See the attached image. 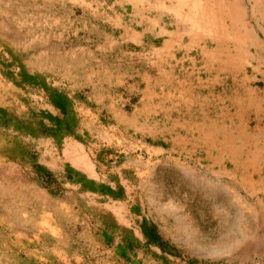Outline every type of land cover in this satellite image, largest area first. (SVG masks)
I'll return each instance as SVG.
<instances>
[{
	"label": "rangeland",
	"instance_id": "1",
	"mask_svg": "<svg viewBox=\"0 0 264 264\" xmlns=\"http://www.w3.org/2000/svg\"><path fill=\"white\" fill-rule=\"evenodd\" d=\"M121 1L0 0V264H264V194L245 193L205 156L117 123L137 106L139 79L119 80L126 92L113 75L142 68L141 52L121 46L110 26L115 14L134 13ZM238 1L216 3V29L225 25L235 44L250 34L264 60V0ZM194 9L186 21L200 29L205 13ZM60 94L80 118L78 139L35 131L57 125ZM31 156L63 182L61 193L36 181ZM69 169L123 196L65 180ZM144 219L179 256L146 247Z\"/></svg>",
	"mask_w": 264,
	"mask_h": 264
},
{
	"label": "crops",
	"instance_id": "2",
	"mask_svg": "<svg viewBox=\"0 0 264 264\" xmlns=\"http://www.w3.org/2000/svg\"><path fill=\"white\" fill-rule=\"evenodd\" d=\"M124 1L136 7L134 13L115 14L116 24L110 21V26L121 46H131L132 54L141 52L137 64L142 68L113 75L126 92L130 84L118 81L139 79L137 106L119 111L117 123L146 131L148 139H161L172 148L177 145L186 155L205 156L199 159L240 181L245 193L264 194V60L252 53L250 34L235 44L228 28L224 25L220 33L214 21L216 3L234 8L239 1ZM67 2L79 7L90 0ZM189 5L195 6L190 13H205L195 24L200 29L186 21L192 18ZM134 64L121 61L117 66L124 71Z\"/></svg>",
	"mask_w": 264,
	"mask_h": 264
},
{
	"label": "trees",
	"instance_id": "3",
	"mask_svg": "<svg viewBox=\"0 0 264 264\" xmlns=\"http://www.w3.org/2000/svg\"><path fill=\"white\" fill-rule=\"evenodd\" d=\"M55 105L61 113L58 116H52L51 119L55 121L57 125L51 126L47 124H42L39 130H35L38 131L37 135L56 136L61 140L67 136L75 137L78 139L80 137V134L78 132L80 118L75 109L71 106L70 101L64 95L60 94L58 95V99L55 101ZM30 133L36 134V132L34 131ZM27 163L32 165V168L36 174L35 178L38 183H40L43 187L50 189V191L55 195L61 193V191L63 190V182L60 181L59 178L54 175L53 172H51L47 167L39 164L34 156H31V159L27 161ZM67 173L68 175L64 176L65 180L83 183L84 186L90 187L91 189L97 187L102 188V191H104V193L108 195H113L115 197L123 196V189L114 191L112 188L107 187L104 184L88 179L84 174L79 173L74 169L67 170ZM140 229L142 231V234L144 235L146 247L158 246L164 254L179 256L178 248L172 245L160 234L157 226L154 223L150 222L147 219H144L140 223ZM134 243L135 242L131 240V242H129V245L133 246ZM163 259L165 261V264H167V258ZM187 264L208 263L206 261L191 259Z\"/></svg>",
	"mask_w": 264,
	"mask_h": 264
}]
</instances>
